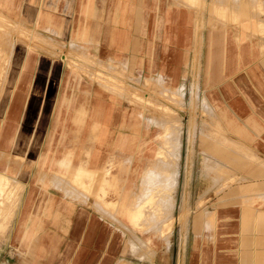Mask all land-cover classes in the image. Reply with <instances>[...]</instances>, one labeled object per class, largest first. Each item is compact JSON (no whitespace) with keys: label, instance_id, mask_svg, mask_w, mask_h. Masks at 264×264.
Instances as JSON below:
<instances>
[{"label":"rangeland","instance_id":"374dc122","mask_svg":"<svg viewBox=\"0 0 264 264\" xmlns=\"http://www.w3.org/2000/svg\"><path fill=\"white\" fill-rule=\"evenodd\" d=\"M170 2L172 13L181 8L191 14L187 31L180 35L178 25L167 21L170 36L151 32L147 39L153 52L161 49V61L165 52L170 66H183L184 75L176 81L169 80L168 68L166 76L153 68L140 72L138 80L126 64L100 62L82 48L77 31L68 47L54 43L0 3V264H97L103 254L107 264H192L196 233L204 254L215 253L216 239L223 237L228 240L222 245L239 257L238 264H264V153L253 143L264 121L253 112L246 117L245 133L243 119L223 101L222 87L212 90L219 102L205 94L210 92L205 83L209 33L223 32V41L232 33L237 58L240 45L247 44V56L255 57L251 61L264 64V0ZM66 74L99 85L117 105L138 109L141 124L155 125L152 140L145 138L153 132L133 128L129 134L106 133L102 141L100 132H84L76 119L58 151L46 148L44 140L51 144L55 135L51 129ZM158 135L166 137L156 140ZM79 166L103 168L112 185L107 197H97L101 182L74 168ZM50 171L59 194L105 217L95 243L66 240L50 254L46 246L29 244L30 227L19 232L24 191L37 183L39 173ZM171 177L176 185L169 190ZM140 204L143 221L130 222L128 212Z\"/></svg>","mask_w":264,"mask_h":264},{"label":"crops","instance_id":"0c3cea01","mask_svg":"<svg viewBox=\"0 0 264 264\" xmlns=\"http://www.w3.org/2000/svg\"><path fill=\"white\" fill-rule=\"evenodd\" d=\"M1 2L4 8L17 10L22 24L34 27L38 33L54 43H61L68 47L79 32L77 36L82 40V48H85L90 55L103 63L126 64L138 80L142 77L140 72L143 73L153 68L162 71L157 75L162 74L163 76L167 75L164 73L167 68L168 73L172 70L170 81L173 78L175 79L173 81L181 79L184 75L182 65L178 66L173 63L170 66L169 57H166L165 52H163V61H161V49L157 47L153 52L152 45L147 39L151 32L154 36L159 34V37H164L167 33L169 35L173 22L176 26L178 25L180 35L183 29H185L183 34L187 31L186 26L191 20V14L181 8L172 13L174 8L170 6V0H166V3L165 0H0ZM140 21H142L141 29ZM167 21L172 22L169 27H166ZM222 33L218 34L215 31L209 33L211 48L208 50L206 59L205 83L210 85L207 90L211 93L207 91L205 94L212 102L214 100L219 102L220 99L212 90L215 88L220 90L222 87L221 92L223 93H220L223 101L232 109L236 117L243 119L245 125L242 127L246 133V117H250L253 112L264 121V64L260 59L259 64L251 61L255 57L247 56V44L240 45L237 58V48L230 39L232 33L227 32L224 41ZM183 55L181 51L180 57L183 58ZM63 56L62 54V58ZM224 58L225 61H223ZM63 81V90L65 88L66 91L60 97L56 114L58 120L53 128L51 127V132L54 131L55 135L52 136L51 144H48V140H44L46 148L51 147L58 151L56 147H60L59 144L64 141V131L69 133L76 119L83 122L80 124L84 127V132L89 133L93 130L100 132L102 141L106 133L129 134L133 128L139 133L153 132L150 134V139L145 138L152 140L151 137L155 133L152 127L155 125L141 124L138 109L117 105L115 96L82 76L72 79L66 74ZM132 111L133 118L128 119ZM261 127L259 137H256L253 143L258 150L264 153V125ZM245 138L246 134L243 136L246 143ZM115 145L117 146V143ZM64 157L68 156L64 155ZM74 168L94 175L95 180L101 182L97 195L99 199L108 196V188L112 185L109 181H105L106 176H102L103 168L100 170L95 168L84 170L80 166ZM53 174V171L39 173L33 180L37 183L31 184L32 186L24 191L18 206L20 218L17 228L19 232L30 227L34 235L29 244L46 246L50 254L53 246L62 245L66 240L69 241L68 244L73 243V245L95 243L98 237H101V227L106 221L105 217L99 212L79 207L75 200L59 194L56 187L51 184ZM104 181L105 185L102 184ZM30 182L29 178L26 188ZM241 223L240 219L239 224ZM106 228L109 230L110 226L107 225ZM79 233L78 237L76 234ZM76 237L79 238L78 241ZM223 240H228V238L217 237L216 251L210 256L209 253H203V240H199L196 233L195 252L191 263L238 264L239 257L236 255L235 258L231 255V249L222 245ZM247 242L249 243L248 240ZM232 244L234 246V243ZM107 262L106 254L98 257L97 264H107Z\"/></svg>","mask_w":264,"mask_h":264},{"label":"bare ground","instance_id":"6f19581e","mask_svg":"<svg viewBox=\"0 0 264 264\" xmlns=\"http://www.w3.org/2000/svg\"><path fill=\"white\" fill-rule=\"evenodd\" d=\"M205 100H206V98H205ZM207 103H208V102H207ZM205 104H206V103H205ZM207 105H208V104H207ZM208 106H210V105H208ZM172 133H173V132H172ZM173 134H174V133H173ZM173 134H171V135H173ZM175 134H176V133H175ZM177 134H178V133H177ZM179 136H180V134H179ZM155 137H156V140H158V139L163 140L162 138H163V137L165 138L166 136L159 135L158 137H157V136H155ZM175 137H176V135H175ZM177 137H178V136H177ZM173 138H174V136H173ZM178 139H179V137H178ZM173 141H174V140H173ZM175 142H177V141H175ZM178 142H180V141H178ZM179 145H180V144H179ZM152 151H153V150H152ZM152 151H151V152H152ZM209 167H210V166H209ZM155 171H156V170H155ZM149 172H150V171H149ZM149 172H148V173H149ZM153 173H154V172L152 171V174H153ZM154 174H155V173H154ZM176 174H177V173H176ZM172 175H173V174H172ZM172 175H171V176H172ZM169 177H170V176H169ZM169 179H171V180L169 181ZM169 179H168V182H167V179H166V182H167L168 184L171 182V183L169 184V186H171V187L169 188V190H170L171 188L174 189V188H175V185H176V182L174 183V177H171V178H169ZM166 182H164V183H166ZM0 185H1V183H0ZM166 185H167V184H166ZM166 185H165V186H166ZM143 187H144V186H143ZM165 189H167V188H165ZM172 189H171V190H172ZM167 190H168V189H167ZM169 190H168V191H169ZM164 199H165V198H164ZM144 201H145V199L142 200L143 203H144ZM146 201H148V200H146ZM146 201H145V202H146ZM160 201H161V200H160ZM162 201H164V200H162ZM162 201L160 202V204L163 203V204H166V206L168 205V204H167V203H168V200H167V203H166L165 201H164L165 203L162 202ZM140 202H141V201H138L137 204H139ZM142 202H141V203H142ZM148 202L150 203V201H148ZM131 203H132V202H131ZM143 203H142V204H143ZM146 203H147V202H146ZM154 203H155V202H154ZM154 203H153V204H154ZM158 203H159V202H158ZM142 204L137 205L136 209H134V212H131L130 214H129V212H128V216H127V218L130 220V222H136V221H139V220L141 221V220H142V219H140L141 217H144V216H143V213L141 212V211H142V206L144 205V204H143V205H142ZM155 204H156V203H155ZM163 204H161V205H163ZM145 205H146V204H145ZM148 205H152V204H148ZM156 205H157V204H156ZM158 205H159V204H158ZM161 205H160V206H161ZM146 206H147V205H146ZM109 207H110V206H109ZM124 207H126V206H124ZM147 207H148V206H147ZM150 207H151V206H150ZM153 207H154V206H153ZM144 209H145V208H144ZM152 209H153V208H152ZM152 209H150V210H152ZM127 211H128V209H127ZM129 211H130V210H129ZM145 211H146V210H145ZM147 213H148V212H147ZM150 214H151V213H150ZM145 215H146V214H145ZM147 216H148V215H147ZM125 218H126V217H125ZM140 221H139V223H140ZM142 221H143V220H142ZM142 221H141V222H142ZM128 222H129V221H128ZM136 224H138V223H136ZM139 225H140V224H139ZM168 245H169V244H168ZM131 249H132V248H131Z\"/></svg>","mask_w":264,"mask_h":264}]
</instances>
